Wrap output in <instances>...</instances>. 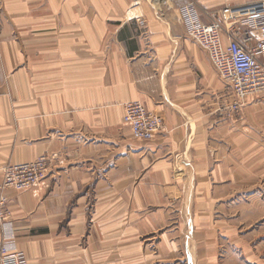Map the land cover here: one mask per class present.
I'll return each instance as SVG.
<instances>
[{
	"label": "crops",
	"instance_id": "crops-1",
	"mask_svg": "<svg viewBox=\"0 0 264 264\" xmlns=\"http://www.w3.org/2000/svg\"><path fill=\"white\" fill-rule=\"evenodd\" d=\"M254 2L0 0V186L47 157L37 188L5 191L0 246L28 264H264V118L219 110L229 88L177 14ZM137 100L164 118L151 141L122 126Z\"/></svg>",
	"mask_w": 264,
	"mask_h": 264
},
{
	"label": "built area",
	"instance_id": "built-area-1",
	"mask_svg": "<svg viewBox=\"0 0 264 264\" xmlns=\"http://www.w3.org/2000/svg\"><path fill=\"white\" fill-rule=\"evenodd\" d=\"M187 35L211 61L221 80L229 88L220 111L225 116L239 114L249 101L264 104V4L254 2L236 8H224L207 22L194 4L177 10ZM122 125L137 140L151 141L164 129L162 114L150 112L140 101L123 104ZM47 158L7 164L0 186V225L8 219L5 191L22 192L37 188L47 170ZM0 264H28L25 254L14 247L0 246Z\"/></svg>",
	"mask_w": 264,
	"mask_h": 264
},
{
	"label": "rangeland",
	"instance_id": "rangeland-1",
	"mask_svg": "<svg viewBox=\"0 0 264 264\" xmlns=\"http://www.w3.org/2000/svg\"><path fill=\"white\" fill-rule=\"evenodd\" d=\"M240 114L243 116L244 119L264 118V104H262L261 102H258V101H256V102L253 101V102L246 103V105H244L241 108V110L239 112V115ZM124 127H126V126H124ZM177 201H178V199H177ZM176 215L179 216V217H181V221H182V218H183L182 212L181 211L180 212H177ZM181 228L184 229V224L181 225ZM69 235H71V233L70 232H67V233H64L63 236L68 237ZM80 239H82L81 240V246H83L84 244H86V241H85L86 239H85V235L84 234H83V236ZM100 239H102V236H100ZM96 241H97V246H96L97 254L110 253V252H105V250L106 249H109L110 247L103 246L101 243H99L101 241L98 240V239H96ZM113 248H114V246H113ZM114 249H117L116 246H115ZM112 251L115 252V250H112ZM165 261H167V260H162L160 262V264H165L166 263ZM153 263H151V264H153ZM98 264H105V263H98Z\"/></svg>",
	"mask_w": 264,
	"mask_h": 264
}]
</instances>
